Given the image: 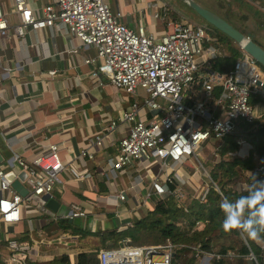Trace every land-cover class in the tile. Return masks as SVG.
Returning <instances> with one entry per match:
<instances>
[{"label": "built area", "instance_id": "2783aa9c", "mask_svg": "<svg viewBox=\"0 0 264 264\" xmlns=\"http://www.w3.org/2000/svg\"><path fill=\"white\" fill-rule=\"evenodd\" d=\"M10 2L18 22L9 26L2 4L1 40L9 41V29L19 37L27 28H63L79 45L94 47V58L83 61L96 63L92 75L102 74L111 85L132 97L138 95V89L142 90L144 96L140 104L131 102L121 114V119L129 123V131L118 141L117 153L107 158L106 163L110 169H119L132 159L141 162L157 159L165 170L170 168L174 174L164 181L157 176L151 178L149 195L159 197L171 193L181 198L182 190L177 183L172 190L165 184L168 178L183 182L175 166L182 165L190 157L197 160L198 152L206 142H220L235 130L239 121H264L255 109V102L264 105V70L237 44L239 54L231 69L223 72L208 69L226 53L219 47L216 37L200 25L176 22L169 31L154 38L146 34L141 25L135 30L128 28L119 20L120 13L112 11L105 0H51L39 10L31 8L28 0ZM195 73L200 75L198 81L194 80ZM140 109L154 113L146 119L139 114ZM113 126L111 121L106 128ZM97 138L95 136L94 140ZM88 142L91 143V139ZM236 144L238 152L243 148L252 149L243 137L237 138ZM216 146L213 148L215 156L219 155ZM60 149V143L50 142L30 161L16 158L23 172L27 197L10 188L5 172L0 169V191H7L6 196L0 195L1 222L18 221L25 198L39 199L43 194H51L64 168L58 155ZM227 154L235 155L234 152ZM76 156L92 157L85 149L79 150ZM69 171L76 178L89 175L71 168ZM249 173L264 179V161L255 164L244 179L230 184V189L244 192L253 183ZM206 188H200L194 194L195 198L202 199ZM115 197L122 200L124 195L118 193ZM72 209L70 217L84 216L79 206L72 205ZM129 240L124 237L116 247L98 249L97 264L170 263L172 245L168 240L153 245H130ZM6 246L8 252L4 264H27L24 260L27 246H21L13 239H8ZM261 247L264 248V241ZM248 257L253 258L251 254ZM194 264L205 263L199 260Z\"/></svg>", "mask_w": 264, "mask_h": 264}, {"label": "crops", "instance_id": "0c3cea01", "mask_svg": "<svg viewBox=\"0 0 264 264\" xmlns=\"http://www.w3.org/2000/svg\"><path fill=\"white\" fill-rule=\"evenodd\" d=\"M50 1L28 0V4L39 10ZM105 1L112 11L120 13L119 20L128 28L135 30L141 25L144 32L154 38L181 20L174 18L169 8L162 14L156 11L166 7L161 0ZM6 12L9 26L16 24V14L9 10ZM9 34V41L0 39V169L5 173L11 172L26 189L23 175L18 178L22 170L16 158L30 161L50 142L61 144L58 155L64 168L59 173L60 181L50 194L58 203L55 211L45 208L39 199L33 198L31 203H27L25 198L18 221L9 224L0 221V260L3 262L8 252L6 241L13 239L17 244L28 247L24 252L26 263L47 262L61 254H66L72 262L83 247L78 249L74 244L60 248L58 243L46 242L58 231L56 225H49L47 216H51L53 221H68V218H75L70 214L72 205H77L84 211V216L76 219L84 220V227L90 232L125 230L133 218L151 208L148 194L151 178L157 176L164 181L174 172L170 168L165 170L157 159L144 162L132 159L119 169L109 168L106 159L117 153L118 141L129 131V123L121 119V114L131 102L140 104L144 95L137 92L138 95L132 97L107 82L102 74L92 75L96 63L83 61L94 58L93 46L79 45L63 28H27L19 37L9 29ZM255 104L256 111L264 120V105L261 102ZM152 113L139 111L146 119ZM111 121L114 126L106 128ZM95 136L98 137L96 141ZM239 137L233 139L235 147L226 150L221 157L243 159L254 154L252 144L244 137L252 149L243 148L238 152L236 140ZM222 144L211 141L200 161L196 160V169L184 168L190 166L189 160L175 166L183 182L174 179V183L195 195L200 188H206L207 181L211 180L203 162L209 163V168L221 155ZM215 146L218 148L217 156L213 154ZM81 149L90 152L92 157L76 156ZM228 152L235 155L229 156ZM70 168L89 175L76 178ZM118 193L124 195L122 200L115 197ZM0 195L6 196L7 191H0ZM84 248L89 250L87 245Z\"/></svg>", "mask_w": 264, "mask_h": 264}, {"label": "trees", "instance_id": "16d2710c", "mask_svg": "<svg viewBox=\"0 0 264 264\" xmlns=\"http://www.w3.org/2000/svg\"><path fill=\"white\" fill-rule=\"evenodd\" d=\"M232 1L239 2L238 6L245 8L248 14L251 13L256 19V26L264 29V17L260 19L261 16H264L263 10L255 9L248 2ZM258 1V5L263 7L264 0ZM240 18L245 19L246 14L241 15ZM231 25L243 35H251L244 33L240 26ZM209 26L211 25L209 24ZM211 28L217 32L215 37L217 41H222V48L226 54L218 57L207 68L220 72L228 71L232 68L239 51L229 37L213 26ZM252 40L254 41V39ZM200 72H204V70H200ZM199 79L200 75L195 73L194 80L198 81ZM239 136H243L252 144L254 154L243 159L221 157L226 150L235 147L233 139ZM220 142L223 143L221 155L208 168L207 172L211 181H207V188L202 199L195 198L194 193L187 188L181 189L183 192L181 198L171 193L159 197L150 195L151 208L145 209L138 218H133L130 226L125 230L111 229L94 232L84 230L82 236H85V233L94 234L102 242L112 239L110 243H102L101 247L105 248L116 247L124 237L130 239L128 241L130 245L163 244L168 240L172 245L169 264H194L206 254L209 258L207 264H264V248L261 247L264 233L260 234L259 239L253 241L243 238L239 231L224 232L222 230L224 215L219 207L223 197L235 200L241 194H246L245 191L241 193L232 191L229 185L241 180L243 174L252 169L253 165L264 161V121L255 120L251 123L239 121L235 130L224 136ZM165 184L169 190H172L175 185L171 178H168ZM59 221L67 222L65 219ZM197 223H200V226H197ZM215 246L218 247L216 250H214ZM98 249L100 247L78 251L72 262L69 261L66 254H61L58 258L47 262L28 261L27 264H97ZM249 254L253 258H249ZM0 264H3L1 260Z\"/></svg>", "mask_w": 264, "mask_h": 264}, {"label": "rangeland", "instance_id": "374dc122", "mask_svg": "<svg viewBox=\"0 0 264 264\" xmlns=\"http://www.w3.org/2000/svg\"><path fill=\"white\" fill-rule=\"evenodd\" d=\"M164 2V4L166 5L165 8L162 9H155L156 11H158L160 14H162L167 8H169V12H173L172 15L174 16V18L178 17L180 18L182 23L184 24H188V25H200L202 26L205 30H207L210 34L216 36L217 32H215L211 26H209V24L203 20V18L200 17V15L194 11L184 0H161ZM195 3H197L199 6L203 7L205 10L210 11L218 16H220L221 18L223 17V19H225L226 21H228L231 24H236L238 26H240L242 28V30L244 31V33H250L252 36V39H254L255 42H257L263 49H264V29L258 28L256 26L255 23V18L253 17V15L251 13L248 14V11L243 8V7H239L238 4L239 2H233L232 0H192ZM243 2H248L251 3L252 6L255 9H260L264 11V6H259L258 5V0L254 1V0H241ZM2 4H5L6 10H9L10 12L12 11V6H11V2L10 0H0V6ZM151 8V7H150ZM152 11V10H151ZM246 14V18L242 19L240 18L241 15H245ZM264 16H261L260 19H263ZM234 43V42H233ZM218 45L219 47H222V41H218ZM235 46L236 43H234ZM105 78V80L108 82L107 78L105 76H102ZM137 92H139L140 94H142V90L138 89ZM211 141L214 142V140H209L208 142L205 143L204 147H202L197 155V159L200 161V159L202 158V154L205 153V151H207L206 149H208L209 147V143H211ZM206 147V148H205ZM190 161V166H184L185 169H192L194 166H198V163L196 162V160L192 157L189 158ZM208 165L209 163H207L206 161L203 162V167H205L206 169H208ZM205 179L206 178H202ZM27 203H31V200L26 201ZM48 220H49V225L53 224L56 225V228L58 229L57 233L54 234L53 236H51L50 238H48V240H46V242L48 241V243H58L57 245L61 248L62 247H68L71 245H74L76 248L81 249V247H83L80 251H82L83 249H85V245L88 246V249H96V248H102V243H110L112 241V239H106L104 240V242H102L98 236L94 235V234H89V233H85V236H82V234L84 233V230H87L84 227V220H82L81 218H78V223L77 224H73V222H60L58 220L55 219V221L52 220L51 216H47ZM53 221V222H52ZM200 226V223H198ZM85 244V245H84ZM218 247L215 246L214 250H216ZM86 250V249H85ZM208 255H203L200 258V261L203 263L205 261L208 262L209 258ZM207 259V260H206Z\"/></svg>", "mask_w": 264, "mask_h": 264}, {"label": "clouds", "instance_id": "9594fccd", "mask_svg": "<svg viewBox=\"0 0 264 264\" xmlns=\"http://www.w3.org/2000/svg\"><path fill=\"white\" fill-rule=\"evenodd\" d=\"M253 183L235 200L223 197L220 209L224 215L222 230L239 231L249 240H257L264 233V179H257L256 174L249 173Z\"/></svg>", "mask_w": 264, "mask_h": 264}, {"label": "water", "instance_id": "95a60500", "mask_svg": "<svg viewBox=\"0 0 264 264\" xmlns=\"http://www.w3.org/2000/svg\"><path fill=\"white\" fill-rule=\"evenodd\" d=\"M184 1L194 11H196L200 15V17L203 18V20H205L208 24L213 26L221 33L225 34L234 43L239 45L244 52L250 55L251 58L264 69V49L252 40L251 35H243L231 24H229L225 19L221 18L220 16L210 11L205 10L203 7L199 6L194 1L192 0H184ZM22 175L23 172H20L18 178H20ZM4 177L17 194H19L20 196L26 195L27 190L20 184L18 179L14 178L11 172H6ZM39 199L42 202V204L45 206V208H48L52 211H55L58 207L57 201H55L49 194H43L40 196ZM68 221L73 222V224L78 223V220L76 218H68ZM207 263L208 262L205 261V264Z\"/></svg>", "mask_w": 264, "mask_h": 264}]
</instances>
